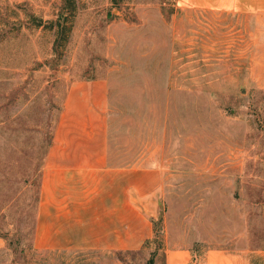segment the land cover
Listing matches in <instances>:
<instances>
[{"label":"rangeland","instance_id":"obj_1","mask_svg":"<svg viewBox=\"0 0 264 264\" xmlns=\"http://www.w3.org/2000/svg\"><path fill=\"white\" fill-rule=\"evenodd\" d=\"M67 27L59 44L50 25ZM71 28V29H70ZM109 87L112 164L159 170L139 251L38 250V169L67 88ZM0 264H165L264 248V12L185 0H0Z\"/></svg>","mask_w":264,"mask_h":264},{"label":"crops","instance_id":"obj_2","mask_svg":"<svg viewBox=\"0 0 264 264\" xmlns=\"http://www.w3.org/2000/svg\"><path fill=\"white\" fill-rule=\"evenodd\" d=\"M185 1L221 12H264V0ZM108 96L103 80L79 81L67 88L38 169V250L139 251L155 235L162 174L112 164ZM5 247L0 237V249ZM191 262L188 249L166 251L165 264ZM204 264H264V248L241 254L211 249Z\"/></svg>","mask_w":264,"mask_h":264},{"label":"trees","instance_id":"obj_3","mask_svg":"<svg viewBox=\"0 0 264 264\" xmlns=\"http://www.w3.org/2000/svg\"><path fill=\"white\" fill-rule=\"evenodd\" d=\"M68 6L71 7L72 6V0H68ZM47 26H50V29H54L57 33V43L56 44H59L60 40H61V37H63V33L65 32L66 30V23H61L60 21H57L55 23H52L50 25H47ZM71 29V28H70Z\"/></svg>","mask_w":264,"mask_h":264}]
</instances>
